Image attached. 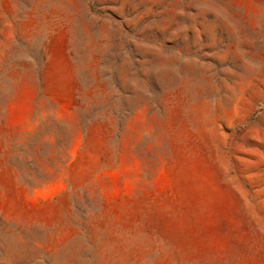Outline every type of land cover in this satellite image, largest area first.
<instances>
[{
	"label": "rangeland",
	"instance_id": "obj_1",
	"mask_svg": "<svg viewBox=\"0 0 264 264\" xmlns=\"http://www.w3.org/2000/svg\"><path fill=\"white\" fill-rule=\"evenodd\" d=\"M0 264H264V0H0Z\"/></svg>",
	"mask_w": 264,
	"mask_h": 264
}]
</instances>
